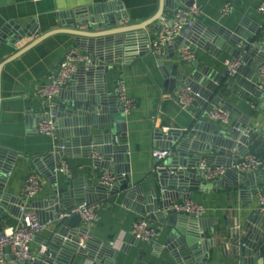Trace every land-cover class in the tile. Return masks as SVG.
<instances>
[{
	"label": "crops",
	"instance_id": "crops-1",
	"mask_svg": "<svg viewBox=\"0 0 264 264\" xmlns=\"http://www.w3.org/2000/svg\"><path fill=\"white\" fill-rule=\"evenodd\" d=\"M262 1L196 0L195 3L201 7L202 14L192 18L183 36L165 47L160 55L150 50V44L159 32L161 18L171 22L174 9L165 6L162 15L143 30L147 35L145 46L147 51L143 52L142 56L125 62L123 55L115 52L114 49L108 52L105 48L106 58L113 60L122 58V62L110 64L106 74L105 84L108 94L115 93L117 81L122 80L126 96L135 102V106L125 114V122L119 123L117 129L112 132L113 144L126 146L129 177L134 186H141L143 191L158 186L152 158V151L161 147V141L155 136L157 128L161 131L182 130L193 128L199 122H206L205 124L211 122L216 128L229 129L244 119L247 126L256 128L250 137L252 140L250 154L264 156V99L257 95L249 97L252 94L249 89L235 84L233 88L236 94L224 97L231 106L225 111L229 113L230 120L227 124L218 123L210 120L206 114L215 107L213 101H206L201 95L204 90L193 85V82L191 84L198 88L200 98L187 109L180 106L177 93L181 89L175 81H171L174 76L170 73L171 70H176L182 74H189L195 69L192 64L198 63L200 68L209 69V72L224 78L252 74L256 87L260 89L256 75L259 66L255 68V57L245 62L243 60L245 51L241 50L239 56H242V65L236 75L230 76L223 62L239 56L223 50L214 54L213 48L204 50L188 41L186 37L191 36V28L196 20L214 29L222 27L227 30H234L244 22L242 27L245 32L254 34L256 31V38L264 44V14L258 11ZM160 2L161 0H0V144L14 149L17 155L11 163L5 192L22 198L25 204L44 201L52 194L51 180L39 172L32 162L34 158L51 154L57 141L56 135L54 138L37 131L38 118L45 114L47 107L37 98L36 90L57 73L59 64L70 49H75L93 60L95 53L88 52L91 39L85 38L83 44L77 45L76 35L73 33L100 35L144 25L158 12ZM226 3L229 4L230 11L222 16V8ZM104 4H112L114 9L122 8V12L125 13V17L118 20L116 26L93 29L88 26L80 28L82 22L73 23L76 18L75 10ZM27 26H30V29L27 30ZM19 30L27 31L24 36L18 38ZM43 36L45 37L42 38ZM119 36L105 37V40L115 44ZM143 39L137 36L134 39L136 53L145 49ZM181 40L192 45L196 54L194 61L184 62L179 58V50L183 45ZM33 43L35 44L32 45ZM28 46L30 47L27 48ZM19 52L20 54L15 56ZM159 58L163 59L165 66H170L167 73H164L159 66L157 62ZM87 64L86 61L78 63L79 66ZM80 83L81 80L74 78L66 87L68 89L72 84L77 86ZM107 128V124L100 125L99 129H92V134L106 132ZM173 155L174 153L171 157ZM95 156L101 158L96 151L88 154L83 153L81 147H71L69 155L61 159L71 175L58 171L56 174L58 185L83 177H87L89 182L99 183V176L108 170L94 165ZM204 160L206 161L205 158L202 159ZM31 172L38 175L41 189L33 197L25 198L21 193L23 182ZM249 172L252 171L239 173L246 175ZM236 181L237 177L234 173H228L226 176L224 174L216 181H208L202 177L200 187L190 191L191 197L173 200L163 210L166 218L162 222L152 220L147 213L140 210V202L135 196L128 199L125 192L120 190L93 203L97 206L98 212L96 222L80 221V225L88 227L94 237L110 241L119 251L118 260L122 264L135 262L136 264H176L169 254L160 250L172 230L171 225L167 223L168 216L175 213L170 212L168 208L176 201L192 199L205 209V213L200 218L217 222L212 229H208V232L213 230L215 240L211 263L247 264L240 256L239 248L249 234L248 229L244 228V222L250 211L256 209L257 195L246 196L242 202L238 193L234 191ZM38 215L45 227L30 242L32 257L41 247V239L49 236L55 225L47 210ZM139 219H146L159 229L156 239L151 242L138 240L133 244L136 238L132 236L131 228ZM17 220L18 218L8 214L4 215L0 218V231L7 227V223L13 225ZM256 221L261 224L259 218ZM83 239H86V236ZM122 249L125 252H120ZM4 252L6 264L18 262L12 257L9 248H5ZM261 257H264V245L259 256L252 255L249 259L253 264L259 262ZM73 264H91V261L78 255Z\"/></svg>",
	"mask_w": 264,
	"mask_h": 264
},
{
	"label": "water",
	"instance_id": "water-1",
	"mask_svg": "<svg viewBox=\"0 0 264 264\" xmlns=\"http://www.w3.org/2000/svg\"><path fill=\"white\" fill-rule=\"evenodd\" d=\"M195 1L161 0L158 12L150 21L130 29L100 35L73 33L76 35L77 45L83 44L85 38L91 39L88 52L93 51L95 54L93 60L87 65L80 66L69 80L72 82L76 78L81 80V83L77 86L72 84L68 89L67 87L61 89L54 99L56 104L53 111L56 117L54 127L57 141L53 152L46 157L32 160L37 170L51 180L52 194L48 199L25 204L22 198L5 192L11 163L17 155L14 149L0 144V218L6 214L19 218L21 207H24V212L34 210L37 215L47 210L51 221L55 224L50 235L41 239V247L32 259L14 264H73L78 255L90 260L91 264H122L118 260L119 251L112 243L94 237L88 227L80 225L81 220L77 214L65 218H61L60 214L82 204L100 201L106 195H113L122 190L128 199L134 196L138 199L142 212L147 213L152 220L162 222L166 218L163 210L173 200L191 197L190 191L200 187L202 173L199 166L203 158L209 165L229 167L233 161L250 154L252 144L250 137L256 128L247 126L244 119L229 129L216 128L211 122L207 124L199 122L193 128L182 130L161 131L157 128L155 136L161 141L160 148L169 149L174 155L162 161L154 160V174L158 186L143 191L141 186H134L129 177L126 146L113 144L112 132L117 129L119 123L125 122L126 116L123 103L118 101L116 93L108 94L105 79L110 64L122 62V58L117 60L106 58L105 48L108 52L114 49L115 52L123 55L125 62L142 56L143 52L147 51L145 47L147 35L143 30L162 15L164 7L170 6L172 9L179 5L189 7ZM111 5L104 4L75 10L76 18L73 23L85 22L88 28L93 29L102 26L114 27L118 24V20L125 17V13L122 12V8L114 9ZM242 26L244 22L234 30L222 27L214 29L196 20L191 28L192 37L186 38L204 50L213 48L214 54L223 50L239 56L245 51L243 60L247 62L251 57H255L256 68L264 62V44L256 38V31L254 34L247 33ZM26 28L28 30L30 26ZM27 30H19L17 37L24 36ZM113 35H120L115 44L105 40V37ZM136 36L144 38L143 42H145L143 43L145 49L138 53L135 52L134 46ZM184 43L185 41L182 42ZM157 62L164 73H167L170 66H165L162 58ZM192 66L195 69L189 74L171 70L170 73L174 76L171 81H175L180 89L187 85L199 92L193 85L201 87L204 90L201 95L206 101H213L217 108L224 111L231 108L224 97L236 94L233 88L235 84L249 89L252 92L251 95L248 94L249 97L257 95L264 99V91L256 87L252 74L224 78L209 72V69L200 68L198 63H193ZM42 117L44 116L41 115L38 120ZM103 124L108 125L106 132L92 134V129L97 130ZM71 147H81L82 152L88 154L92 151L98 152L101 158L95 156L94 165L113 171L117 182L108 187L101 183L89 182L87 177H83L69 180L59 186L55 165L61 162L62 157L69 155ZM228 173H234L237 177L234 191L238 193L242 202L246 196H256L260 192L264 194V167L246 175L234 169H228L225 176ZM257 218L261 220V224L256 221ZM40 222L42 223L41 220ZM167 223L171 225L172 230L160 247L161 251L169 254L176 264H213L211 263L212 247L215 245V240L213 230L208 232V229H212L217 222L187 214H172L168 216ZM244 228L248 229L249 234L240 246L239 253L244 262L252 264L250 256H259L263 250L264 215L256 209L251 210L244 222ZM84 236L86 239H83ZM137 241L138 239L133 240V244ZM120 252L123 253L125 250L122 249ZM138 259L140 260L141 256ZM263 262L264 257H261L259 262L253 264H263Z\"/></svg>",
	"mask_w": 264,
	"mask_h": 264
},
{
	"label": "built area",
	"instance_id": "built-area-1",
	"mask_svg": "<svg viewBox=\"0 0 264 264\" xmlns=\"http://www.w3.org/2000/svg\"><path fill=\"white\" fill-rule=\"evenodd\" d=\"M230 11L229 4L226 3L222 8V16ZM258 11L264 14V0L260 3ZM202 14L201 7L193 3L191 6L179 5L173 11L171 22L166 18H161L159 32L150 44V50L155 54H162L165 47L173 44L178 38L182 37L184 31L191 23V19L199 17ZM87 23H82L80 28L87 27ZM264 38V37H263ZM179 58L184 62H192L196 58V54L192 45L185 42L179 50ZM86 61L91 62V59L83 56L75 49H70L59 64L57 73L47 82L42 83L36 90V96L47 105V110L37 124V131L42 134L50 135L55 138V102L58 92L65 88L72 75L80 67L78 63ZM228 74L234 76L239 71L242 65V56L226 59L223 62ZM258 78V87L264 91V62L256 71ZM115 93L123 103L124 113L127 114L135 106L134 100L128 98L125 93V86L122 80H118L115 86ZM200 93L194 91L191 87L186 86L177 93V101L183 109H187L196 100L200 98ZM208 118L212 121L227 124L230 120L228 112L220 108L213 107L206 112ZM172 151L169 149L156 148L152 151L154 160L162 161L165 158L172 156ZM264 167V156L250 154L242 159L235 160L231 166H212L205 160L200 163L199 169L202 177L208 181H216L227 172L228 169H234L238 172L254 171ZM55 171L63 172L70 176V171L64 161H61L55 168ZM117 181L116 174L112 171H105L99 176V183L111 187ZM41 189L39 177L36 173H29L22 187V195L25 198L33 197ZM170 212L175 214H187L189 216L200 218L204 213V207L192 199H183L171 204L168 208ZM256 210L264 215V195H257ZM77 214L80 220L84 223H94L98 220L97 206L95 204H82L73 207L68 211L60 214L61 218L70 217ZM44 224L40 222L39 216L34 210L24 212V207H21V216L13 225L4 227L0 231V264H6L5 248L10 249L12 257L16 261H27L32 259L30 252V242L34 236L43 230ZM131 234L134 238L145 242H151L156 239L159 234V229L151 224L146 219L136 220L132 224ZM264 264V262H263Z\"/></svg>",
	"mask_w": 264,
	"mask_h": 264
},
{
	"label": "trees",
	"instance_id": "trees-1",
	"mask_svg": "<svg viewBox=\"0 0 264 264\" xmlns=\"http://www.w3.org/2000/svg\"><path fill=\"white\" fill-rule=\"evenodd\" d=\"M9 224L7 223L6 226H8Z\"/></svg>",
	"mask_w": 264,
	"mask_h": 264
}]
</instances>
